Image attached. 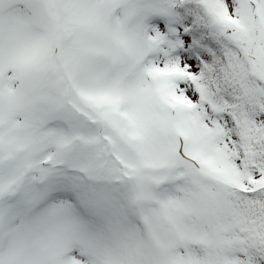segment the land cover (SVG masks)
I'll return each mask as SVG.
<instances>
[{"label":"snow or ice","instance_id":"1","mask_svg":"<svg viewBox=\"0 0 264 264\" xmlns=\"http://www.w3.org/2000/svg\"><path fill=\"white\" fill-rule=\"evenodd\" d=\"M0 264H264V0H0Z\"/></svg>","mask_w":264,"mask_h":264},{"label":"rangeland","instance_id":"2","mask_svg":"<svg viewBox=\"0 0 264 264\" xmlns=\"http://www.w3.org/2000/svg\"><path fill=\"white\" fill-rule=\"evenodd\" d=\"M180 50L177 51V54H179Z\"/></svg>","mask_w":264,"mask_h":264}]
</instances>
